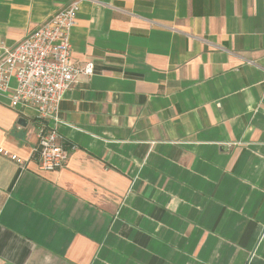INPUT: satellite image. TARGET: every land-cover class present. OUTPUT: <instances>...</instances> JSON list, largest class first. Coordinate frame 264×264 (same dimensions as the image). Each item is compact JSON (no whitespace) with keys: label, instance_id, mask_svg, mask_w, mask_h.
Returning a JSON list of instances; mask_svg holds the SVG:
<instances>
[{"label":"crops","instance_id":"0c3cea01","mask_svg":"<svg viewBox=\"0 0 264 264\" xmlns=\"http://www.w3.org/2000/svg\"><path fill=\"white\" fill-rule=\"evenodd\" d=\"M70 1L0 0V56ZM69 39L60 168L0 91V264H264V0H79Z\"/></svg>","mask_w":264,"mask_h":264},{"label":"built area","instance_id":"2783aa9c","mask_svg":"<svg viewBox=\"0 0 264 264\" xmlns=\"http://www.w3.org/2000/svg\"><path fill=\"white\" fill-rule=\"evenodd\" d=\"M79 0H71L55 11L21 41L3 47L0 56V91L9 92L11 107L28 106L39 121L37 143L33 148L38 167L52 171L66 161L68 149L63 136L51 121L57 122L63 93L80 75H91L92 62L72 61L70 30L76 23ZM15 85H9L10 79ZM0 154L21 163L22 160L4 148Z\"/></svg>","mask_w":264,"mask_h":264}]
</instances>
